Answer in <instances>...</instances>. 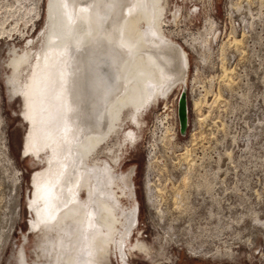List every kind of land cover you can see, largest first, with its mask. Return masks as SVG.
<instances>
[{"label": "rangeland", "instance_id": "374dc122", "mask_svg": "<svg viewBox=\"0 0 264 264\" xmlns=\"http://www.w3.org/2000/svg\"><path fill=\"white\" fill-rule=\"evenodd\" d=\"M44 4L0 0V264H18L22 245L28 262L35 254L25 200L41 163L20 155L27 127L22 99L9 95L5 80L9 52L31 38L41 42ZM175 8L178 22L168 21L164 30L187 52L186 84L143 114L140 127L127 122L116 148V166L135 169L139 205L126 264H264V0H168V20ZM233 36L241 38L240 46ZM222 65L232 69L229 78L222 77ZM196 98L207 101L197 109ZM129 131L135 142L124 145ZM100 155L111 162L105 150ZM137 242L148 254L133 247ZM108 263L119 264L115 255Z\"/></svg>", "mask_w": 264, "mask_h": 264}, {"label": "bare ground", "instance_id": "6f19581e", "mask_svg": "<svg viewBox=\"0 0 264 264\" xmlns=\"http://www.w3.org/2000/svg\"><path fill=\"white\" fill-rule=\"evenodd\" d=\"M44 6L41 42L31 38L21 50H9L7 58V91L21 97L27 126L22 156L41 163L31 173L25 200L28 229L36 236L34 259L26 260L22 245L18 264H109L111 255L125 259L130 250L123 240L135 225L136 208H124L118 194L133 191L135 169L124 172L117 160L96 159L97 148L123 112L141 125L153 105L167 102L176 86L184 88L188 55L164 30L166 0H123L98 8L95 18L87 3L74 10L70 0H45ZM240 42L233 36L234 46ZM231 72L222 65V77ZM180 95L181 124L186 113L184 92ZM201 102L196 98L192 104L199 109Z\"/></svg>", "mask_w": 264, "mask_h": 264}, {"label": "flooded vegetation", "instance_id": "af4514ba", "mask_svg": "<svg viewBox=\"0 0 264 264\" xmlns=\"http://www.w3.org/2000/svg\"><path fill=\"white\" fill-rule=\"evenodd\" d=\"M167 6H168V0H166V6H165V12H164L165 15H164V18H163V22H164V27L165 28H167L166 27V23L168 21H170L173 24H177L178 16H179V13H178L179 9L175 8L173 11L170 12L171 20H168L167 16H166ZM130 114L131 113L129 111H125V112L122 113L119 122L117 123V125H115L116 128L114 129V132L112 133V135L109 137V139H107L104 143H102L97 148V153H96V156H95L96 159H100V157H101L100 153H102L103 150H105L108 154H110L111 155V159H113L114 161L119 159L120 156H119V154L116 151V148L120 149V146H121V143H120L121 137L119 136V133H120V131H124L125 130V124H127V122L131 123ZM135 126L140 127V125H135ZM114 136H115L116 140L114 142H111V141H113L112 138H114ZM122 136L124 137V140H123L124 141V143H123L124 145L126 144L125 143L126 141L129 142V143L135 142L136 134L134 132H132V131L124 132V134ZM110 139H112V140H110ZM21 154H22V152H20V155ZM131 167H133V166H131ZM128 169H126V170H128ZM126 170H122L121 169V171H124V172ZM132 182H133V177H132ZM128 194H129L128 196H124L122 194H118L119 195V200L121 202V205L124 208H131V210H132V207H133V209L136 208V219H135L136 221H134L135 225L132 228L129 237L128 238H124V240H123V248H125V249H127L129 247L131 236H133L135 229L138 228L139 206L137 204L138 201H137V198H136V195H135L134 182H133V191L132 192L128 191ZM133 247L141 250L142 252H144L146 254H148V252H149V249H147L148 248L147 245H145L144 243H141V242H137V244H135ZM128 254H129V250H128V252L125 253V257L127 255V257L125 259L121 258L120 255H117L116 259H117L118 263L119 264H126L128 262ZM110 260H111V256H110Z\"/></svg>", "mask_w": 264, "mask_h": 264}, {"label": "snow or ice", "instance_id": "6c2138e0", "mask_svg": "<svg viewBox=\"0 0 264 264\" xmlns=\"http://www.w3.org/2000/svg\"><path fill=\"white\" fill-rule=\"evenodd\" d=\"M123 0H70V3L74 7L77 3H87L90 5V10L92 12L93 18H95L97 14V9L104 7V8H112L118 4H121Z\"/></svg>", "mask_w": 264, "mask_h": 264}, {"label": "water", "instance_id": "95a60500", "mask_svg": "<svg viewBox=\"0 0 264 264\" xmlns=\"http://www.w3.org/2000/svg\"><path fill=\"white\" fill-rule=\"evenodd\" d=\"M180 104V103H179ZM183 104H184V102H183ZM182 119H183V116L181 117ZM181 127L183 128L184 127V123L183 122H181ZM22 145V144H21Z\"/></svg>", "mask_w": 264, "mask_h": 264}]
</instances>
